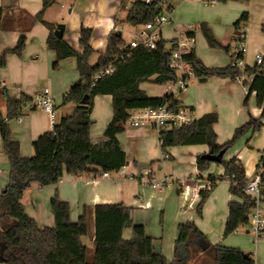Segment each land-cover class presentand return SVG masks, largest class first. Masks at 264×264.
I'll return each instance as SVG.
<instances>
[{
	"label": "trees",
	"instance_id": "trees-1",
	"mask_svg": "<svg viewBox=\"0 0 264 264\" xmlns=\"http://www.w3.org/2000/svg\"><path fill=\"white\" fill-rule=\"evenodd\" d=\"M61 0H42V9L36 16V21L44 24L49 30L47 44L56 53L53 70L60 69L62 61L74 57L77 69L82 79L73 84L63 97V105H74L73 113L60 119L51 131L41 135L33 142L34 155L25 159L20 154L19 144L12 140L8 122L22 115L26 102L30 97L23 96L19 100L11 99L6 93L7 115L0 114V133L3 150L9 161V183L0 196V264H256L251 254H245L241 249L223 245H211L207 237L194 222H186L178 226V236L174 244V258L168 261L157 253L153 238L146 233L144 226L137 225L132 220V209L124 204H101L94 208L95 213V252L88 259V249L82 239L89 235V208L84 207L77 222L71 221L70 205L56 194L50 202L54 216L53 227L40 228L37 222L25 212L22 204L24 193L34 184L40 187L57 185L66 175H86L97 179L103 173L118 172L127 165V156L117 139L123 132L131 114L135 111L152 108L158 109L168 104L176 111L180 107L174 95L150 97L141 86L153 83L164 87L167 83L176 81L177 76L169 67L170 53L167 42L161 40L155 49L143 46L131 48L124 39L112 32L108 38L107 50L100 54L94 66L89 60L94 53L91 46L93 30L82 27L79 43L83 48L78 53L63 39L55 36V26L44 21L46 11ZM166 0H156L152 4L145 1L135 2L128 11L125 23L132 27H144L162 13L160 3ZM225 4L231 1L252 0H214ZM249 20V14L244 13L235 24L240 28ZM4 11L0 6V26L3 27ZM210 47L220 48L229 52L228 47H222L213 37L207 26L201 27ZM264 31V26H263ZM190 35V34H189ZM26 48L25 37H20L14 49L0 54V68L7 65V57L11 54L21 57ZM237 54L232 55V59ZM242 58V55L238 56ZM195 67L196 77L200 82L211 78H230L236 80L240 70L229 65L225 68H208L198 59L195 52L185 58ZM114 67L111 75H97L108 66ZM246 73L255 74L253 80L245 86L248 88L245 106L252 94H255L257 106L262 110L259 118L251 117L247 123L236 129L231 140L224 145H218L214 130L218 122L216 113L207 114L191 124L162 132L159 139L163 153L172 147L205 145L209 153L218 155L226 153L247 133L252 135L264 127V60L261 66L247 67ZM99 96H111L113 118L105 130L106 141L94 145L90 132L93 125L91 115L94 101ZM86 99V103L82 101ZM211 162L197 159L199 171H204ZM225 169V175L230 177L229 193L234 200L228 205V218L224 237L235 234L240 228L249 224V215L258 202H264V174L260 191V199L246 193L249 182L242 162L233 158L222 159L220 163ZM264 165V150L261 152L259 165ZM210 177L209 181L215 188L218 181ZM200 192V202L197 205V215H202V208L211 191ZM11 222L8 224L7 222ZM132 229L129 240L123 234ZM248 256V257H246ZM200 261V263H199ZM210 263V264H211Z\"/></svg>",
	"mask_w": 264,
	"mask_h": 264
},
{
	"label": "crops",
	"instance_id": "crops-1",
	"mask_svg": "<svg viewBox=\"0 0 264 264\" xmlns=\"http://www.w3.org/2000/svg\"><path fill=\"white\" fill-rule=\"evenodd\" d=\"M62 2V0L59 1L46 11L44 21L57 28L59 24L63 23L60 9L68 8L72 20L73 17L76 20L72 23L71 30L68 25L63 23L65 24L63 40L78 53L83 51L79 43L80 29L82 27L94 29L91 39L94 53L89 60V64L94 66L100 54L107 50L108 38L112 32L117 30L116 22L120 21L127 25L125 19L129 9L123 12V6H121L123 3L120 0H112L111 11L103 20L92 22L82 18L81 21H78L82 13L93 6L94 0L70 1L69 6ZM0 6L4 11L3 27L0 26V54L14 49L20 37L26 39L23 55L21 57L9 55L6 67L0 68V114L6 118L4 93L13 100H19L23 96L32 97L42 92L43 86L46 85L55 97L57 122L71 115L74 105H63V97L69 88L79 82L82 77L74 57L62 61L59 70H53L56 53L50 50L47 44L49 30L35 19L42 9V0H0ZM116 6H118L117 10ZM165 10L171 12L172 22L162 27V40L171 44L176 39L177 32L190 34L194 40L196 56L208 68H225L231 65L232 55L237 54V35L243 29L247 32L248 53L244 56L246 65L250 68L253 67L255 55L257 53L264 54V0L231 1L225 4H206L203 0H166ZM244 13L249 14V20L237 28L235 24ZM203 25L208 27L214 39L222 47L229 48L228 53L224 54L223 49L209 46L201 29ZM121 36L123 38V33ZM232 48L235 50L232 51ZM143 85L141 89L150 97L159 98L165 95L164 90L163 92L146 90ZM174 96L194 121L207 114L216 113L218 115V122L214 130L217 134V143L220 146L231 138L237 128L247 123L251 117L259 118L262 112L257 107H253L251 112L245 109L247 90L237 79L211 78L205 82L195 79L179 96ZM112 118V97H96L91 115L93 121L90 132L92 144L98 145L106 141L105 130ZM8 125L11 138L19 144L20 154L25 159L32 158L34 155L33 142L53 128L47 113L29 108L24 109L21 121L14 119ZM262 130L260 131L261 135L264 133ZM117 139L127 156V165L124 168L118 172L109 173L107 178L93 179L86 175H66L62 184L58 183L48 187L34 184L24 193L22 199L27 215L34 219L40 228L53 227L55 220L50 202L56 194L60 200L70 205L72 222L78 221L84 207L89 208L90 231L82 241L84 243L87 238L92 246L91 256H88L91 259L95 252V206L120 203L132 209L133 222L144 226L147 235L154 240L155 251L162 254L168 261H172L174 258L178 226L186 222L196 223L211 245L239 248L245 254H252L248 248L250 231L241 233V229H239L235 234L238 238H235L234 241L224 237L228 211L224 214V221L220 223V227L214 229L215 232L202 229L201 223L194 216L188 217L183 214L187 213L186 210L180 212L182 216L173 220L169 228H166L165 224L161 225L157 222V218H154L157 214V212L153 214L154 199L161 201L167 197L180 199L183 196L184 201L180 199L183 207L187 199L186 196L189 197V193H191L193 199L188 202V209H193L200 202V192L203 190L205 182L210 177L217 180L223 177L221 176L224 173L223 167L216 173L220 176L218 178L211 175V172L203 174L199 172L197 159L199 156L209 153L207 146L170 148L169 151L163 153L159 136L154 130L135 128L128 124L124 126L123 132L117 136ZM254 146L258 150L257 154L243 152L238 158L245 168L249 181L257 172L264 141L257 140ZM235 153V151H230L227 156L225 155L226 159H232ZM166 156L169 158L165 159ZM9 169V161L3 150L0 133V196L9 183ZM207 176L208 178H206ZM147 177L156 180L166 179L167 184L153 189L141 183V179ZM183 180H186V189L183 188V183H180ZM166 189L167 192H165ZM175 191L178 196H174L173 192ZM213 192L214 189L211 194ZM228 200L229 205V202L234 199L229 195ZM261 206L264 208V202ZM132 235V229H127L124 231L123 237L129 240ZM84 245L86 244L84 243ZM86 247L88 249L87 245Z\"/></svg>",
	"mask_w": 264,
	"mask_h": 264
},
{
	"label": "built area",
	"instance_id": "built-area-1",
	"mask_svg": "<svg viewBox=\"0 0 264 264\" xmlns=\"http://www.w3.org/2000/svg\"><path fill=\"white\" fill-rule=\"evenodd\" d=\"M69 1L75 2L76 0ZM144 1L147 4H152L156 0ZM203 1L206 4L216 3L214 0ZM159 7L162 9V13L146 26L142 27V30L137 34V37L130 42L129 45L131 48L143 46L149 49H155L157 43L162 40V27L165 24L172 22V15L171 12L165 10V1H162ZM167 51L170 53L169 67L177 76V80L167 83L163 88L165 94L175 95V93L186 90L192 80L198 79L195 74L194 65L185 59L187 55L194 51V40L187 33L177 32L176 39L171 44H167ZM247 53V32L243 29L240 30L237 35V57L232 59L231 66L240 70L241 74L237 77V80L248 92V88L245 85L253 80L255 74L249 75L246 73L248 66L244 61V56ZM239 55H242L243 57L239 58ZM263 60V53H257L255 55V65L261 66ZM113 72L114 67L111 65L103 69L96 77L98 79L102 76L111 75ZM26 108L45 112L49 115L52 125L57 123L55 97L49 89H45L44 91L30 97L25 104L24 109ZM16 119L21 121V115ZM5 122L9 123L10 121L5 119ZM192 122H194V120L192 116L186 112L185 108L180 106L176 111H173L168 104H165L158 109L146 108L133 112L127 124L135 128H150L158 134L160 139L163 131L177 129L183 125L191 124ZM168 158L169 156L165 157V159ZM263 174L264 165H260L257 168L255 176L247 183L246 187V193L255 197L257 200L260 199ZM108 176L109 173H103L101 177L107 178ZM223 178L228 182L230 181L228 175H225ZM59 183L62 184L63 179H60ZM141 183L156 189L165 186L167 180H156L152 177H147L141 179ZM212 188L213 183L209 180L203 185V190L205 191H210ZM249 225L250 233L254 237L255 242L258 243L261 238L264 237V208H262L261 203L259 202L249 215Z\"/></svg>",
	"mask_w": 264,
	"mask_h": 264
},
{
	"label": "rangeland",
	"instance_id": "rangeland-1",
	"mask_svg": "<svg viewBox=\"0 0 264 264\" xmlns=\"http://www.w3.org/2000/svg\"><path fill=\"white\" fill-rule=\"evenodd\" d=\"M62 1H63L62 3H64L65 5H67V6L70 5V1H68V0H62ZM111 1L112 0H94V4L92 3V5L94 7L90 6V8L88 10L84 11V13H82V15L79 18L80 20H78V21H81L82 18H85L86 21H88V19H89L92 22L103 20V18H105L106 15H109V13L111 11V8H112V2ZM137 1H144V0H120V2L123 3V5H121V6H123V10H124L123 12L130 9L131 6ZM117 7L118 6H116V8H115L116 10L118 9ZM60 11L62 13L63 23L68 25L70 28L72 23H74L76 19H74V17H73V20H72L71 15L68 13V11H69L68 8L65 10L60 9ZM63 23H62V25H65ZM116 24H117V30L115 32L116 33H118V32L123 33V39H124L125 43L128 45L130 44V42L134 38L137 37V34L142 30V27H136L135 28V27H132L130 25H125L124 23H122L120 21L116 22ZM70 30H71V28H70ZM96 30H97V28H96ZM93 32H94V29H93ZM233 48H232V51L235 50ZM224 54H226L225 51H224ZM231 62H232V60H231ZM143 88L146 90L151 89V90L156 91V92H163V90H164V88L162 86L155 85L153 83H146L143 85ZM45 89H47L46 85L43 86L42 90L44 91ZM180 94H181V92L175 93L176 96H179ZM244 107L248 112H251V109L253 107L258 108L255 95H252V97L249 98L247 105L245 106V104H244ZM235 131H234V133H235ZM262 132H264V130H262ZM234 133L231 136V138L228 139L227 141H229L233 138ZM261 134L262 133H260V131L255 133L254 135H252L251 132L247 133L242 138H240L238 140V142L227 153H229L230 151H235L236 153H235V156L233 158H237V159L239 158V156L243 152L250 153V154H252V153L257 154L258 150H257V148H255L254 144H256L257 140L264 141V133H263V135H261ZM227 141H225V143ZM172 148H181V147H172ZM169 149L167 151H169ZM263 150H264V148H263ZM263 150H261V152ZM227 153H226V156H227ZM201 156H203V155H201ZM226 156H224V160L228 161L226 159ZM222 167L223 166L221 164L211 163L207 167L206 170H204L202 172L199 171V172L201 174L211 172V175H215L214 177L218 178L220 176L217 175L216 173H218L219 169ZM208 176L206 178H208ZM221 176H223V177L225 176V169H224V173ZM180 183H183V185H184L183 188L186 189V187H187L186 186V180L185 181L183 180V182H180ZM165 192H167V189L165 190ZM173 194H174V196L175 195L178 196L176 191L173 192ZM210 195L211 196H209V198L207 199V201L205 202V204L202 208V215L201 216L197 215V206H195V208H193V209L192 208L188 209L189 208L188 202L192 201V199H193V195L191 196V193H189V197L186 196L187 199L185 200V204L183 207L181 206V201H180V199L184 201L183 196L180 199H173L171 197H167L161 201L159 199L158 200L154 199V201L152 203L153 204V214L155 212H157L156 217H154V218H157L158 223H160L161 225L165 224V227L169 228V227H171L173 220L179 219L182 216V214H180V212H184L186 210L187 213H183V214L185 216H188V217L194 216L197 219V221H199V223H201L202 229H204L206 231H210V230L214 231L215 228L220 227V223H222V221H224L223 216L228 211V201H229L228 198L230 195L229 194V182L226 180L218 182L217 187L214 188V192ZM240 229H241L240 230L241 233H244L245 231H250V225L248 224V225H246ZM235 234H233L229 237H226V239H228L230 241L236 240L235 238H238V237ZM249 238L250 239H249L248 248L250 249V253H252L251 254L252 259L255 261L256 264H264V237H262L258 243L255 242V239L251 235V233H249ZM84 243L88 246V249H89V255L88 256H91V252H92L93 248H92V246H90L87 238L84 240ZM88 259L90 260L91 258L88 257ZM199 263H200V261H199ZM191 264H195V263L192 262Z\"/></svg>",
	"mask_w": 264,
	"mask_h": 264
},
{
	"label": "water",
	"instance_id": "water-1",
	"mask_svg": "<svg viewBox=\"0 0 264 264\" xmlns=\"http://www.w3.org/2000/svg\"><path fill=\"white\" fill-rule=\"evenodd\" d=\"M64 31H65V25L60 24L57 26L54 34L58 39H63ZM117 36L121 37V33L118 32ZM86 99H87V97H85V99L82 101V104L86 103ZM224 156H225V152H221L218 155H213L211 153H208V154L203 155L202 159L209 161L211 163L220 164L222 159L224 158ZM246 257H248V256H246Z\"/></svg>",
	"mask_w": 264,
	"mask_h": 264
}]
</instances>
